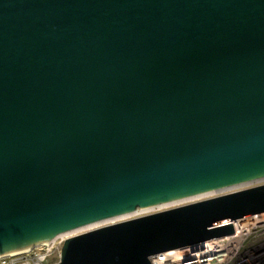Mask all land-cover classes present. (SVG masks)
I'll list each match as a JSON object with an SVG mask.
<instances>
[{"label": "water", "instance_id": "1", "mask_svg": "<svg viewBox=\"0 0 264 264\" xmlns=\"http://www.w3.org/2000/svg\"><path fill=\"white\" fill-rule=\"evenodd\" d=\"M264 177V0H0V256ZM264 213V184L68 238L152 264Z\"/></svg>", "mask_w": 264, "mask_h": 264}, {"label": "built area", "instance_id": "2", "mask_svg": "<svg viewBox=\"0 0 264 264\" xmlns=\"http://www.w3.org/2000/svg\"><path fill=\"white\" fill-rule=\"evenodd\" d=\"M233 235L189 246L151 258L152 264H264V213L232 222ZM70 238V237H69ZM68 239V238H67ZM56 237L28 254L4 257L0 264H45L52 256L60 264L67 240Z\"/></svg>", "mask_w": 264, "mask_h": 264}, {"label": "bare ground", "instance_id": "3", "mask_svg": "<svg viewBox=\"0 0 264 264\" xmlns=\"http://www.w3.org/2000/svg\"><path fill=\"white\" fill-rule=\"evenodd\" d=\"M263 183H264V177L263 178H259V179H255V180H251V181H247V182H244V183L232 185V186H229V187L217 189V190H214V191H210V192H206V193H202V194L186 197V198L175 200V201H172V202L156 205V206H153V207L137 210V211H134V212L123 214V215H118V216L111 217V218L104 219V220H100V221H97V222H93L91 224L84 225V226H81V227H78V228L63 232V233L60 234V236H63V237H65L67 239L69 237L80 235L82 233H86V232H89V231H92V230H95V229H98V228H101V227H105V226H108V225L116 224V223H119V222H122V221H127V220H130V219H135V218H138V217H142L144 215L157 213V212L164 211V210H167V209L179 207V206L186 205V204H189V203H193V202H196V201H200V200H203V199H207V198H211V197H215V196H221V195H224V193H226L228 191L235 190V189L245 188V187L252 186L254 184L259 185V184H263ZM55 238L56 237H54L50 242H46V243L43 242V243L38 244L36 246L28 247L25 250L16 251V252L10 253L9 255H2V256H0V259H2L4 257H10V256L12 257V256L28 254L35 248H39V247H42V246L49 245Z\"/></svg>", "mask_w": 264, "mask_h": 264}, {"label": "rangeland", "instance_id": "4", "mask_svg": "<svg viewBox=\"0 0 264 264\" xmlns=\"http://www.w3.org/2000/svg\"><path fill=\"white\" fill-rule=\"evenodd\" d=\"M264 184V183H263ZM259 185H262V184H259ZM259 185H256V184H254V185H252V186H249V187H245V188H240V189H235V190H232V191H228V192H226V193H224V195L225 194H229V193H233V192H237V191H241V190H244V189H248V188H252V187H255V186H259ZM215 197H217V196H215ZM211 198H213V197H211ZM207 199H210V198H207ZM203 200H206V199H203ZM203 200H200V201H203ZM196 202H198V201H196ZM193 203H195V202H193ZM189 204H191V203H189ZM186 205H188V204H186ZM182 206H184V205H182ZM180 207V206H179ZM175 208H177V207H175ZM171 209H173V208H171ZM167 210H169V209H167ZM165 211V210H164ZM160 212H162V211H160ZM158 213V212H157ZM152 214H154V213H152ZM150 215V214H149ZM144 216H147V215H144ZM143 217V216H142ZM139 218V217H138ZM131 220V219H130ZM123 222V221H122ZM57 262V258L55 257H51V258H49V260L45 263V264H55Z\"/></svg>", "mask_w": 264, "mask_h": 264}]
</instances>
